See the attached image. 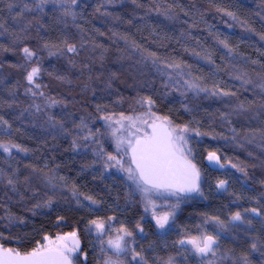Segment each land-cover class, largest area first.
I'll use <instances>...</instances> for the list:
<instances>
[{"label":"trees","instance_id":"trees-1","mask_svg":"<svg viewBox=\"0 0 264 264\" xmlns=\"http://www.w3.org/2000/svg\"><path fill=\"white\" fill-rule=\"evenodd\" d=\"M147 110L221 166L208 210L144 223L141 264H213L180 243L203 235L217 264H264V0H0V245L27 254L91 218L135 230L100 118Z\"/></svg>","mask_w":264,"mask_h":264},{"label":"snow or ice","instance_id":"snow-or-ice-1","mask_svg":"<svg viewBox=\"0 0 264 264\" xmlns=\"http://www.w3.org/2000/svg\"><path fill=\"white\" fill-rule=\"evenodd\" d=\"M67 50L69 52L76 51L74 46H69ZM23 51L27 57L34 55L28 48H24ZM39 71V68H33L31 73L28 74L27 80L31 83ZM149 104H151V101H149ZM106 119L108 118L106 117ZM125 120L128 121L127 128L124 125ZM117 123L120 127L113 130V136L121 131L128 133L127 138L116 136L117 151L121 150V145H126L124 153L127 155L128 151L131 152L130 159L135 165L134 169L129 167L123 170L128 173V178L133 180L141 192L147 195L152 192L190 193L200 191L199 172L185 156L186 141L182 133L187 132V128L180 129L178 133L176 129L165 127L164 123L153 122L150 125L151 131H141L140 128L136 127V122L132 117L123 116ZM107 158L115 161L117 165L121 164V161L117 160L115 156L109 155ZM209 158L212 159L213 157L210 155ZM224 186L225 181H220L219 187L223 188ZM252 212L259 215L256 209H252ZM168 218L167 214L157 218V224L163 228ZM232 220L241 221V214L237 212ZM92 223L100 232H103L104 224L102 222L93 221ZM120 231L124 235L117 236L115 240L109 239L107 242L108 246L118 256L127 250L125 237L132 235L126 229ZM141 231L143 230L141 229ZM69 235L72 237L71 246L65 242L68 237H57V240L61 243L37 247L23 255L17 250L4 249L0 246V264H73L72 255L78 250L79 241L75 239V233ZM180 243L192 245L196 253L204 256L209 253L215 255L213 246L217 244V240L211 235H203L186 241L181 240ZM253 248H255V245H253ZM136 255L133 254V259L136 258ZM106 264H112V261L109 260ZM168 264H172V261L169 260Z\"/></svg>","mask_w":264,"mask_h":264},{"label":"rangeland","instance_id":"rangeland-1","mask_svg":"<svg viewBox=\"0 0 264 264\" xmlns=\"http://www.w3.org/2000/svg\"><path fill=\"white\" fill-rule=\"evenodd\" d=\"M54 1V0H53ZM80 0H70L71 4H76ZM58 4L61 3H68L69 0H55ZM37 78V75L34 76L33 81ZM32 81V82H33ZM121 116L123 117H132L133 120L136 122V127L140 128L141 131L145 130V126L150 121L155 120H162L168 122L174 129L177 130L179 133L180 129H184L181 126L176 125L174 122L169 120L168 118L157 114L153 111L147 110L142 113H137L133 115H110V116H104L100 118V123L104 129V134L106 141L109 143L112 149V155L117 158V160L121 161L120 165H117L115 161L108 160V158L104 162V171L107 174V176L122 178L125 184H128L132 188L133 194L138 198L139 200V207L142 210V216L140 221H138V225L136 226L135 230L133 228L129 230L132 232L131 236H126V247L127 251L122 257H116L118 261L122 264H141L142 260L140 255L137 253L136 246L138 245L136 243L138 237L137 234H140L143 230L144 223H151L156 231L160 233H165L169 231L172 228V224L176 220V218L186 209L194 207L196 205L201 204L203 206V210H208V202L213 200L214 198H217V195L213 191L215 187L214 182V176L213 171L210 168V166L207 165V160L210 153L206 156L202 155L200 153V150L198 147L194 145L192 142L191 134L187 132H183L182 135L184 136V139L186 141L185 144V156L189 158L198 168L201 177H202V187L201 192L196 197H180L176 195H170V196H164V195H156L153 193H149L145 195L143 192H141L137 186L134 184L132 180L128 178V173L124 171L123 169L129 168V158L128 155H125L124 153V147L121 145V150L117 151V143H116V136L123 137V134L121 132H117L116 136L112 135V132L114 129L119 128L120 125L117 123V121L120 120ZM106 117L108 119H106ZM159 118V119H157ZM125 128L128 126V121H124ZM2 150L6 151V147H2ZM217 155V154H216ZM218 184V183H217ZM236 192L238 195H243V188L239 184H235ZM246 198V196H244ZM214 209V208H213ZM168 215V221L166 225L161 228L157 224V218ZM93 221L102 222L104 224L103 232H100L96 226L92 223ZM123 229L120 226L116 224H109L105 221L96 220L94 218H91V222L86 223V226L84 227V231L82 234H78L77 232H71L75 233V239L79 241V248L75 251V253L72 255L73 264H89V255H88V249L91 247V264H101L103 259L107 256V253H102V250L105 249V243L108 242L109 239H114L118 235H124L123 232L120 230ZM71 233H63L58 234L55 237L47 238L42 243H40L37 247H41L44 245L51 246L53 243L59 244L61 241L57 240V237H68L67 241H65L69 246H71V242L69 241L70 238H72L69 234ZM91 237V246L89 238ZM191 239V238H190ZM188 240V239H187ZM186 241V240H185ZM190 249L193 251V253L197 257H201L205 260H210L211 263L217 264L216 256L218 255L217 252H215V255H212V253H209L207 255H200L194 251L192 248V245L185 243ZM2 246V245H0ZM3 247V246H2ZM4 248V247H3ZM129 248V249H128ZM100 251L97 253V251ZM216 250V249H215ZM97 253V254H96ZM137 254L136 258L133 259V254ZM220 254V253H219ZM219 257V255H218Z\"/></svg>","mask_w":264,"mask_h":264},{"label":"water","instance_id":"water-1","mask_svg":"<svg viewBox=\"0 0 264 264\" xmlns=\"http://www.w3.org/2000/svg\"><path fill=\"white\" fill-rule=\"evenodd\" d=\"M153 122H156V123H164V126L165 127H168V128H171V129H174L168 122L166 121H162V120H155V121H150L146 124L145 126V130L147 131H151V128H150V125L153 123ZM128 126H126L127 128ZM128 137V133L125 131V135L123 138H127ZM124 149L126 148V145H123ZM211 156L213 157L212 159H210V155L208 157V160H207V165L210 166V168L213 170H217L220 168L221 166V158L216 155L215 153H210ZM128 155V158H129V164H130V167L131 168H135V165L131 162V152L128 151L127 153ZM189 161H191L189 158H187ZM191 163L193 165H195L192 161ZM195 168L196 170L199 172L197 166L195 165ZM133 181V180H132ZM135 184V183H134ZM136 185V184H135ZM201 187H202V177H201V174L199 172V189L200 191L199 192H190V193H184V192H174V193H166V192H160V193H156V192H152L153 194H156V195H164V196H170V195H176V196H180V197H185V198H190V197H196L200 194L201 192ZM69 241L72 243V238L69 239ZM23 255V254H22ZM115 263H118V264H122L120 262H118L117 260H114Z\"/></svg>","mask_w":264,"mask_h":264},{"label":"flooded vegetation","instance_id":"flooded-vegetation-1","mask_svg":"<svg viewBox=\"0 0 264 264\" xmlns=\"http://www.w3.org/2000/svg\"><path fill=\"white\" fill-rule=\"evenodd\" d=\"M122 134H123V137H124V135H125V131H123L122 132ZM128 232H130V231H128ZM132 233V232H131ZM118 236H121V235H118ZM137 237H138V235H137ZM117 238V236L113 239V240H115ZM125 240H126V237H125ZM89 241H90V246H91V237L89 238ZM136 243H137V241H136ZM126 249H127V247H126ZM129 249V248H128ZM127 251V250H126ZM126 251L125 252H123V253H121V254H119V256L108 246V243H105V249L104 250H102V252H101V254L102 253H107V256L103 259V261H102V263L101 264H106V262H108L109 260H111L112 261V264H118V263H115V261L114 260H117L116 259V257H122L125 253H126ZM88 255H89V264H91V247H89V249H88ZM98 252H100L99 250L97 251V253ZM96 253V254H97ZM118 261V260H117ZM118 262H120V261H118Z\"/></svg>","mask_w":264,"mask_h":264}]
</instances>
